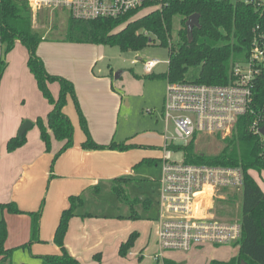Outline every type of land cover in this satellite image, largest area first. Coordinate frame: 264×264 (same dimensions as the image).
<instances>
[{
	"label": "trees",
	"instance_id": "trees-1",
	"mask_svg": "<svg viewBox=\"0 0 264 264\" xmlns=\"http://www.w3.org/2000/svg\"><path fill=\"white\" fill-rule=\"evenodd\" d=\"M166 2L146 14L135 17L134 12L115 18L81 19L70 18L67 40L69 42L104 44L117 46L121 51H139L155 40L169 49L168 67L160 76L167 81H189L203 84L225 85L233 81L232 65L248 56L254 31L264 27V11L255 9L242 0H165ZM197 13L198 25L189 32L186 19ZM179 15L180 27L177 39L172 40V19ZM43 38L32 30L31 12L26 0H0V47L5 51L19 41L27 50L26 65L33 75L37 88L50 104L46 119L37 117L35 124L46 150L51 148V137L61 142L54 160L73 144V125L64 107L70 97L79 114V120L86 139L81 146L86 149L124 150L133 145L96 143L89 135L86 120L76 99L73 82L58 74L49 73L36 50ZM6 62L0 56V77ZM191 74L188 76V74ZM57 83V96H53L49 85ZM264 118V79L254 89L252 111L238 117L232 133L226 137L224 146L216 154L196 152L193 140L175 145L173 151H181L183 162L216 166L239 167L243 174L241 187V235L238 241V255L227 260L211 259L207 264H264V190L253 176V172H264V139L251 129L252 121ZM25 142V133L8 139L6 148L12 151ZM158 158H152L157 160ZM52 170V168H51ZM125 177L114 179L113 190L124 194L122 183ZM230 195V194H229ZM227 199V198H226ZM69 205L63 209L55 228L53 240L60 248V254L40 255L42 264H83L72 256L64 246L69 220L77 215L83 203V195H71ZM44 199L38 210L28 212L30 236L28 244L39 240V218ZM0 208L10 213H22L14 202L0 203ZM7 226L0 218V264H11L13 248H7ZM134 234L121 242L119 254L124 256L130 248ZM99 260L100 255H94ZM26 264V263H22ZM163 264H181L164 259Z\"/></svg>",
	"mask_w": 264,
	"mask_h": 264
},
{
	"label": "rangeland",
	"instance_id": "rangeland-1",
	"mask_svg": "<svg viewBox=\"0 0 264 264\" xmlns=\"http://www.w3.org/2000/svg\"><path fill=\"white\" fill-rule=\"evenodd\" d=\"M45 12L39 15L41 20L36 22L37 29L48 28L51 20L55 26L59 22L61 27L58 32L54 25L50 27L53 28L52 32L41 40L36 53L40 56V52H43L52 60L57 57L63 64H66L67 59L78 63L80 71L75 74V79H69L74 83L76 99L86 120L89 135L99 144L113 142L117 145H133L124 150L94 149L102 151V159L111 166V174L115 170L126 171L121 176L128 179L122 183V188L119 187L124 194L118 195L113 190V186L118 184H114L112 178L98 177V188H92L78 207V210L88 211L98 220H104L97 233L102 236L103 247L95 264H163L162 260L156 261L152 257L157 251L156 226L153 220L158 216L157 189L161 161L151 159L160 158L163 153L162 132L165 121L161 113L167 80L160 74L167 70L169 49L160 46L156 40L139 51H121L117 46L53 39H61L59 36H63L67 14L65 11H54V16L52 12ZM146 12L148 9L141 10L135 17ZM180 19L179 15L172 19V40L177 39ZM23 48L25 49L24 46ZM8 52L3 46L0 47V56L5 62L8 61ZM150 59H158L160 63L148 73L144 71L143 61ZM190 75L189 73L188 76ZM100 77L107 79L109 86L105 92L93 94L92 89L99 88L98 82L93 79ZM68 101L70 105L66 109L72 114L69 118L73 125V140L82 142L86 135L81 127L79 114L74 101L70 97ZM172 129L169 121L168 130ZM193 143L196 152L205 154H216L225 144L216 135L208 134L198 135ZM101 154L97 158L101 159ZM171 159L180 161L181 151H172ZM53 166L51 161L50 170ZM99 174L97 172L95 176ZM253 175L264 190V172H253ZM51 178L49 175V179ZM233 194H228L224 200L216 199L209 208L210 214L221 220L239 221L241 190ZM18 220L21 221L19 218ZM131 234H134L132 244L126 255L122 256L119 254L120 242L126 241ZM10 240L9 244L15 243L14 247L12 245L11 264H42L41 258L32 253L33 242L28 244L29 240L24 242L21 238ZM236 255L238 245L233 247L225 244H204L187 251L167 250L163 253L166 259L185 264H206L212 258L227 260Z\"/></svg>",
	"mask_w": 264,
	"mask_h": 264
},
{
	"label": "built area",
	"instance_id": "built-area-1",
	"mask_svg": "<svg viewBox=\"0 0 264 264\" xmlns=\"http://www.w3.org/2000/svg\"><path fill=\"white\" fill-rule=\"evenodd\" d=\"M264 11V0H242ZM30 11L37 8L64 10L70 18H115L144 9L160 8L165 0H26ZM158 59L143 61L145 72L158 65ZM168 63V61H167ZM233 81L225 85L189 81H167L162 104L165 128L158 180V216L156 226L157 251L154 260H162L167 250L187 251L204 244L238 245L241 235L239 221L221 220L210 214L216 199L241 190L243 174L239 167L190 164L171 159L172 147L183 141H195L201 134L216 135L224 140L232 133L238 117L252 111L255 86L264 79V27L254 31L246 59L232 65ZM172 131L168 130V122ZM264 123L257 116L250 127L262 139ZM182 153V152H181ZM230 191V192H229ZM204 192L205 195H204ZM229 192V193H228Z\"/></svg>",
	"mask_w": 264,
	"mask_h": 264
},
{
	"label": "crops",
	"instance_id": "crops-1",
	"mask_svg": "<svg viewBox=\"0 0 264 264\" xmlns=\"http://www.w3.org/2000/svg\"><path fill=\"white\" fill-rule=\"evenodd\" d=\"M44 11L46 14L52 12L55 16L54 11L64 12V10L40 7L30 11L32 30L36 31L43 39L49 35V32H52L53 28H50L52 25L57 27L55 29L57 32L61 27L59 22L55 26L54 21L51 20L53 24L50 21L48 28L37 29L36 22L41 20L39 15ZM58 14L60 15V13ZM66 14V29L63 36H59L61 39H53L64 40L67 38L70 17L67 12ZM43 22L45 21L43 20ZM40 53L43 59L39 57L43 60L46 70L51 74L75 79V74L80 71L78 63L74 60L67 59V61L65 60L66 64H63L57 57L52 60L45 53ZM27 57L26 48L24 49L23 45L16 41L12 50L7 54L8 61L0 77V203L14 202L23 211L22 213H9L6 209L0 208V218L5 220L7 226L5 241L7 248L15 246L14 242L12 245L8 243L11 242L10 239L21 238L27 242L30 236L28 212L38 210L42 199H44L45 204H43L39 218V240L31 245L32 253L40 257V255L61 253L53 237L59 216L62 210L69 205V196L79 194H82L83 197L88 196L92 188L94 190L98 188V177L101 179L112 178L114 182L115 178L124 177L121 176L123 175L121 173L126 171L115 170L112 172L114 174H111V166L103 161L102 151L83 148L82 142L78 139L77 141L73 140L72 146L55 159L53 172L50 170L53 154L61 146V142L51 137V151H48L40 138V131L35 120L37 117L45 120L51 106L42 96L33 75L28 70ZM93 81L98 82L99 86V88L92 89L93 94L105 92L106 87L109 86V81L105 78H94ZM49 88L53 96H57L58 84L51 83ZM68 105H70L69 101L64 107V112L71 116V112L66 109ZM25 120H30L33 124L25 131L24 144L8 151L6 148L8 139L17 135L20 125ZM98 154H101V159L97 158ZM97 172L100 174L95 176ZM49 175L52 176L51 179H49ZM102 222L104 220H98L94 214L82 210H77V215L69 220L64 236V246L72 256L83 264L97 262L94 255L100 254L103 247L102 236L97 234ZM225 245L234 247L232 244ZM164 259L166 258L163 256L162 261ZM177 263L185 264V262Z\"/></svg>",
	"mask_w": 264,
	"mask_h": 264
},
{
	"label": "water",
	"instance_id": "water-1",
	"mask_svg": "<svg viewBox=\"0 0 264 264\" xmlns=\"http://www.w3.org/2000/svg\"><path fill=\"white\" fill-rule=\"evenodd\" d=\"M198 14L197 13H193L191 15L188 16V18L186 19V28L187 30L190 32L191 29L193 28V26H197L198 25ZM32 122L30 120H25L23 121V123L20 125L17 135L20 137L22 136L25 131L30 128L32 126ZM260 133L264 136V123L260 128ZM241 264H244V262H241Z\"/></svg>",
	"mask_w": 264,
	"mask_h": 264
},
{
	"label": "bare ground",
	"instance_id": "bare-ground-1",
	"mask_svg": "<svg viewBox=\"0 0 264 264\" xmlns=\"http://www.w3.org/2000/svg\"><path fill=\"white\" fill-rule=\"evenodd\" d=\"M206 192H204V195H205Z\"/></svg>",
	"mask_w": 264,
	"mask_h": 264
}]
</instances>
